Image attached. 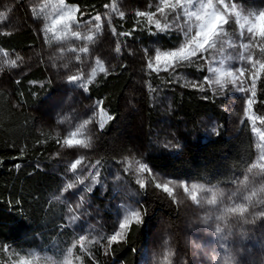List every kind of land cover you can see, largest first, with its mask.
Instances as JSON below:
<instances>
[{"label":"rangeland","instance_id":"374dc122","mask_svg":"<svg viewBox=\"0 0 264 264\" xmlns=\"http://www.w3.org/2000/svg\"><path fill=\"white\" fill-rule=\"evenodd\" d=\"M204 2L206 0H193L183 9L178 8L175 12L165 9L161 13V0H110L106 11L99 14L101 20L96 21L97 15L84 18L79 14L78 7L65 0H0V32L12 33L29 26L41 42L40 50L34 49L25 55L0 52V62H15L10 65L9 72L0 70V83L2 77L18 78L40 62L45 63L54 92L38 111L55 121L56 137L60 142L49 163V171L58 174L61 179L59 189L51 195V199L66 206L67 227L73 232L71 245L62 258L35 249H28L23 254L8 250L15 264H83L82 255L94 259V246L107 254L114 244L125 239L128 228L121 230L119 226L134 212L142 215V223L145 218L149 219V235L141 250L139 264H264V140L261 139L264 124L259 119L253 121L248 118L264 117V110H257L256 95L252 111L246 112V100L251 98V92L240 91L241 87L250 89L252 83L254 69L248 57L264 62V53L260 50L264 48V40L253 39L247 32L249 21L264 9L258 5L250 8L234 0H224L223 5L213 0L217 11L224 12L225 6L228 9L224 13L228 23L218 30L212 42L214 46L203 53L198 52L192 63L179 67H168L164 61L159 64L155 61L157 49L165 52L184 45L186 38L180 31L181 26L192 25L191 34L195 35L196 22L194 18L189 20L185 12L197 11ZM69 8H78L74 13L75 22L69 24L67 31L59 27L51 30L53 20ZM121 12L123 16L133 14L138 18L144 17L154 27L157 20L161 28L167 25L165 32L179 39L177 46L165 49L157 37L151 41L146 53L141 46L135 48L123 42L114 27V21L123 17ZM138 12H150L152 16H138ZM234 12L240 13L239 24ZM174 17H178V22L174 23ZM74 32H78L79 36L73 35ZM89 36L92 40L87 39ZM84 48L87 51H81ZM127 56L142 71L135 72L134 82L138 87L150 90L158 120L150 131L137 103L138 97L131 90L123 100L121 116L113 122L111 134L107 135V125L114 118L109 120L108 117L113 116L102 103L88 97V87L100 75L115 70ZM200 65L206 68L204 81H200V77L190 70ZM241 67L245 70L243 76L237 71ZM93 69L96 72L94 77L91 75ZM212 69L219 71L213 72ZM146 70L161 76L165 86L150 87L144 75ZM225 70L235 74L236 85L228 82L221 87L215 83L217 78L222 83L225 79H232L222 75ZM261 74L256 83L257 94ZM73 76L77 80L73 81ZM204 82L207 84L205 88ZM185 88L208 92L218 100L229 115L230 131L244 121L250 123L257 156L236 185L212 188L176 180L160 175L147 164V152L163 153L164 148L177 150L182 145L181 134L186 139L194 137L185 125L173 119L172 92H181ZM102 118L105 127L100 130ZM202 124L205 131L214 132L216 120L208 115L202 119ZM254 127L258 131H254ZM74 132L75 137L72 136ZM66 139L89 142L91 147L76 145L69 148L64 144ZM104 140L109 141L108 148L104 146ZM103 151H108V156ZM81 156L84 161L73 171L71 164ZM97 160L99 165H95ZM90 163L94 164L93 167L89 166ZM141 164L148 171H141ZM33 165L44 169L41 163ZM69 184L73 185L71 189ZM141 184L144 186L141 187ZM157 184H168L172 194L165 193L162 187L157 188ZM193 194L196 200L192 199ZM211 199H215L216 203L209 204ZM132 224H137L135 219L131 220L130 226ZM117 233V240L110 241V237ZM81 236L83 239H80ZM249 238L248 243L242 241ZM78 246L82 255L76 252Z\"/></svg>","mask_w":264,"mask_h":264},{"label":"trees","instance_id":"16d2710c","mask_svg":"<svg viewBox=\"0 0 264 264\" xmlns=\"http://www.w3.org/2000/svg\"><path fill=\"white\" fill-rule=\"evenodd\" d=\"M65 1L78 7L79 14L84 18L102 14L110 5V0ZM234 1L250 8L258 5L264 9V0ZM114 27L119 38L135 48L141 46L148 49L151 41L157 37L161 39L165 49L175 48L179 41L177 36L159 32L146 18H138L133 14L117 18ZM122 33L131 35H121ZM34 49L40 50L41 42L29 26L12 33L0 32L1 53L17 56L30 53ZM129 58L125 57L115 70L100 75L88 87V97L100 101L114 118L107 125V135L111 134L113 122L121 116L123 100L131 90L138 97L137 103L145 115L150 131L158 120L150 90H144L134 82L135 72L141 70L136 62L130 61ZM12 63L1 61L0 70H4L3 73L9 72ZM190 70L200 77V81H204V65L193 66ZM144 75L150 87L165 86L163 78L158 74L146 70ZM2 79L0 264H15L8 250L23 254L28 249H35L62 258L71 245L73 232L67 227L66 206L51 199V195L59 189L61 179L58 174L49 171V163L53 154L58 151L60 142L56 137L55 121L44 117L41 111H38L54 92L51 78L45 63L40 62L18 78L8 75ZM168 80L170 81L169 78ZM203 87H207L205 82ZM258 89L257 110L261 111L264 110V73L259 79ZM172 98L175 108L173 119L185 125L194 137L186 139L185 135L181 134L182 145L177 150L164 148L163 153L147 152V164L162 176L207 187L222 188L239 183L257 156L250 123L244 121L234 131H230L228 113L208 92L185 88L181 92L173 91ZM208 115L216 120L214 132L205 131L202 124V119ZM143 139L142 135L141 145ZM108 145L109 141L104 140V146L108 148ZM145 148L148 149V146ZM104 154L108 156V151ZM35 162L43 164L44 169L33 165ZM148 222L149 219L145 218L142 224H132L123 242L114 244L107 254L100 247L94 246L93 260L82 255L79 246L76 252L82 255L83 264H139L141 250L149 235ZM242 241L248 243L250 238Z\"/></svg>","mask_w":264,"mask_h":264},{"label":"snow or ice","instance_id":"6c2138e0","mask_svg":"<svg viewBox=\"0 0 264 264\" xmlns=\"http://www.w3.org/2000/svg\"><path fill=\"white\" fill-rule=\"evenodd\" d=\"M193 3V0H161V6L159 7V11L161 13H163L165 11V9H168L170 12H175L178 8L183 9L185 7V4L187 5H191ZM218 3L223 5L224 4V0H218ZM233 9H235V4H233ZM115 10V9H113ZM78 11V8H69L68 11L64 14H62L59 18L54 19L51 25V30H57V28L59 27V29L67 31L69 28V24L70 23H74L75 22V17H74V13ZM227 6H225L224 12H220L217 11L214 4H213V0H206V2L201 3L199 6V9L197 11H193V12H185V14L187 15V17L189 18V20L193 19L195 20L196 24L194 25L196 28L195 31V35H192V25H189L188 27H183L181 26L180 31L183 33V35L186 38V42L184 43L183 46L178 47L175 50H171V51H165V52H161L159 49H157L156 54H155V61L157 62V64H159L161 61L165 62V65L168 67H179L182 64L185 63H192V58L197 56V53H203L205 51L208 50L209 47H213V40L214 37L217 36L218 34V30L222 27V25L227 24L228 23V19L226 17V15L224 14L225 12H227ZM233 14L236 15L237 20L236 22L239 24L240 20V13L238 12H234ZM121 16L124 15L123 12L120 13ZM138 16H148L149 18H151L152 13L150 12H138L137 13ZM246 20H249L248 17H245ZM96 21H100L101 17L99 15H97L95 17ZM178 22V17H174V23ZM250 26L247 28V32L248 34L253 38H259L261 40H264V11H260L258 14L254 15V19H251L249 21ZM97 27H99V25H97ZM167 25L164 26V28H161L160 26V22L157 20L156 21V28L158 29L159 32L165 33V30L167 29ZM241 27L243 28V25H241ZM46 31L48 30L47 28L45 29ZM153 35L156 33H152ZM73 35L75 36H79L78 32H74ZM121 35H128L130 36L131 33H122ZM241 35L243 36V33H241ZM88 40H92V37L89 36L87 37ZM245 47H247V45H245ZM262 53H264V48L260 49ZM81 51H87L86 48L81 49ZM120 49L117 48V52H119ZM145 52L147 53V49H145ZM249 62L252 63L253 66V72H252V83H251V87L249 88H240V91H244V92H251V98H248L246 100V105H247V109L246 112H251L253 109V104H254V98L256 97L257 93H256V83L257 80L260 76L261 73H264V62H260V61H253L252 57L249 56L248 57ZM169 62H174L173 64H169ZM15 63V62H13ZM258 65V68H257ZM148 67L151 68L152 64L149 63ZM102 71L104 69H101ZM213 72H217L219 71L218 69H212ZM237 71H239L240 75L243 76L244 75V68L241 67L239 69H237ZM92 77H94L96 75L95 69H93L92 72ZM222 75L227 78V77H231L232 79L230 81H228L227 79H225V81L222 83L221 80L219 78H217V80L215 81V83L217 85H220L221 87H224L228 82L236 85L237 79L235 77V74L231 71V70H225ZM73 81L77 80V77L73 76L71 78ZM103 111V110H101ZM249 119L255 121V119H259L261 124H264V117H248ZM109 120L113 119V117L109 116L108 117ZM105 127L104 124V120L103 118L101 119V122L99 124V129L103 130ZM254 131H258L257 129H255L254 127ZM76 133H72V136L75 137ZM261 139L264 140V134L261 135ZM64 144L67 145L69 148H72L76 145L82 146L83 148H90L91 144L89 142H83V141H79V140H73V139H66L64 140ZM84 157H79L77 159H75V161L71 164V169L73 171H75L77 169L78 165H81L82 162L84 161ZM100 161H96L95 165H99ZM94 164H89L90 167H93ZM264 166V165H262ZM140 170L141 171H148V168L144 165L141 164L140 165ZM83 181H81L82 183ZM144 185L141 184V187H143ZM73 187L72 184L68 185V188L71 189ZM157 188H163V191L165 193H168L169 195L172 194V189L168 186V184H157L156 185ZM192 199L196 200V195L193 194L192 195ZM209 204H215L216 201L215 199H211L208 201ZM236 209H233V211H235ZM75 218V217H74ZM135 219V222L137 224L142 223V215L139 212H134L130 215V217L126 218L119 226V228L121 230L127 229L130 226L131 220ZM119 233L112 235L110 237V241L114 242L117 240ZM80 239H83V236L80 237ZM22 264H26V262H22Z\"/></svg>","mask_w":264,"mask_h":264}]
</instances>
